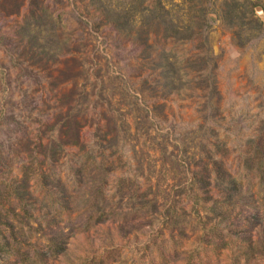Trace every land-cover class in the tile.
I'll return each instance as SVG.
<instances>
[{"label":"rangeland","instance_id":"1","mask_svg":"<svg viewBox=\"0 0 264 264\" xmlns=\"http://www.w3.org/2000/svg\"><path fill=\"white\" fill-rule=\"evenodd\" d=\"M263 6L0 0V264H264Z\"/></svg>","mask_w":264,"mask_h":264},{"label":"trees","instance_id":"2","mask_svg":"<svg viewBox=\"0 0 264 264\" xmlns=\"http://www.w3.org/2000/svg\"><path fill=\"white\" fill-rule=\"evenodd\" d=\"M157 1H159V0H157ZM171 1H172V0H171ZM158 6H159V5H158ZM263 11H264V6H263ZM155 12H156V11H155ZM57 244H58V245H57ZM56 245H57V246H60L58 242H56ZM57 246H56V247H57Z\"/></svg>","mask_w":264,"mask_h":264}]
</instances>
